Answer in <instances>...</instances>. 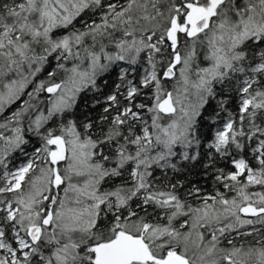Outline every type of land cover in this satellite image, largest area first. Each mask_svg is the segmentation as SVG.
Masks as SVG:
<instances>
[{"label": "snow or ice", "instance_id": "1", "mask_svg": "<svg viewBox=\"0 0 264 264\" xmlns=\"http://www.w3.org/2000/svg\"><path fill=\"white\" fill-rule=\"evenodd\" d=\"M0 264H264V0H0Z\"/></svg>", "mask_w": 264, "mask_h": 264}]
</instances>
